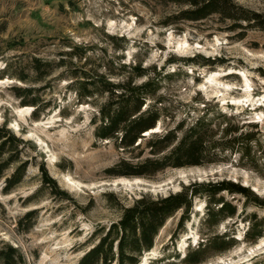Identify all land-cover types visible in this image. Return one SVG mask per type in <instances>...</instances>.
Here are the masks:
<instances>
[{"label": "rangeland", "instance_id": "obj_1", "mask_svg": "<svg viewBox=\"0 0 264 264\" xmlns=\"http://www.w3.org/2000/svg\"><path fill=\"white\" fill-rule=\"evenodd\" d=\"M232 1L264 14V0ZM187 8L160 0H0V126L22 139V157L31 161L13 192L4 194L0 182V249L17 248L26 264H78L118 221L117 203L130 205L141 196H166L184 186L221 180L264 197V161L253 168L239 156L170 168L151 179L107 173L126 155L114 142L95 139L92 120L107 96H78L75 81L85 73L106 74L117 82L122 77L117 75H129L131 65L151 73L156 68L161 84L156 98L165 115L147 136L174 127L185 116L194 120L202 111L217 109L264 130V31L247 23L237 27L219 15L178 19ZM35 59L49 65V75L39 78ZM209 60L215 64H201ZM15 87L30 89L22 94L39 102L37 120L36 107H23ZM26 108L29 112L22 111ZM42 167L55 186L44 183ZM225 196L243 211L241 197ZM206 205L204 197L195 199L190 220L176 237L181 212L169 219L139 264H186V255L203 241ZM31 211L35 218H25ZM254 212L264 216L248 208L244 216L216 228L218 233L232 228L239 244L221 255L204 254L202 264H264V239L255 245L243 240L248 228L243 218Z\"/></svg>", "mask_w": 264, "mask_h": 264}, {"label": "trees", "instance_id": "obj_2", "mask_svg": "<svg viewBox=\"0 0 264 264\" xmlns=\"http://www.w3.org/2000/svg\"><path fill=\"white\" fill-rule=\"evenodd\" d=\"M160 1L188 6L179 15L181 20L200 21L219 15L223 20L237 24V27L242 28L241 23H247L251 28L264 31V14L247 10L232 0ZM11 46L12 43L9 48ZM201 64L215 63L209 60ZM46 66L49 65H42L40 60L35 59L34 70L39 78H42V73L44 76L50 74ZM129 69V75H117L122 76L117 82L111 81L106 74L91 76L86 73L82 80L75 81L79 84L76 90L80 98L90 99L96 94L107 96L92 120L94 136L97 141L114 142L127 156L107 170L110 176L151 179L170 168L201 167L225 162L235 156L253 168L264 161V130L257 123L243 121L240 116L220 109L202 111L194 120L185 116L174 127L147 136L165 115L163 108L158 107L162 101L156 98L161 89L160 73L156 68L151 73L139 64L131 65ZM172 75L167 74L165 78L171 79ZM18 79L26 81L24 77ZM14 91L17 97L24 98L23 107H36L33 115L37 120L39 102L35 99L29 101L22 94L30 89L15 87ZM20 143H23L22 139L17 138L7 125L0 126V182L4 181V194H10L24 181L31 165L30 159H23ZM42 170L44 183L55 186L47 169L42 167ZM9 171L12 173L9 174ZM225 194L241 197L244 201L241 213L238 205L227 199ZM202 197L207 201L201 231L203 241L186 255V264H202L207 258L203 257L204 254L221 255L239 244L232 228L224 233L215 231L222 223L245 215L248 208L264 212V197L250 187L231 180L195 183L166 196H141L130 205L117 203L116 208L121 214L118 221L99 234L95 244L78 264H139L141 257L152 251L156 238L169 219L179 212L181 216L173 237L181 233L190 220L195 199ZM35 216L36 211H31L25 218L32 220ZM243 221L248 223L243 236L245 243L255 245L264 239V216L254 212L246 215ZM0 263L26 264V261L17 248L5 246L0 249Z\"/></svg>", "mask_w": 264, "mask_h": 264}, {"label": "bare ground", "instance_id": "obj_3", "mask_svg": "<svg viewBox=\"0 0 264 264\" xmlns=\"http://www.w3.org/2000/svg\"><path fill=\"white\" fill-rule=\"evenodd\" d=\"M22 111H27V112H29V109L28 108H26V109H23ZM154 131V130H153ZM148 134V133H147ZM148 254V253H147Z\"/></svg>", "mask_w": 264, "mask_h": 264}, {"label": "water", "instance_id": "obj_4", "mask_svg": "<svg viewBox=\"0 0 264 264\" xmlns=\"http://www.w3.org/2000/svg\"><path fill=\"white\" fill-rule=\"evenodd\" d=\"M153 133V132H152Z\"/></svg>", "mask_w": 264, "mask_h": 264}]
</instances>
